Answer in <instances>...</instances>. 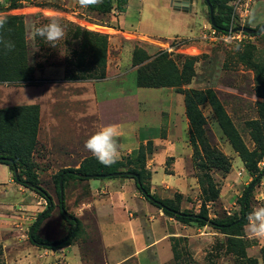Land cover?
Returning <instances> with one entry per match:
<instances>
[{"label": "rangeland", "instance_id": "1", "mask_svg": "<svg viewBox=\"0 0 264 264\" xmlns=\"http://www.w3.org/2000/svg\"><path fill=\"white\" fill-rule=\"evenodd\" d=\"M142 1L147 9H144L141 14L140 22L137 24L135 22L138 13L137 10L135 12L134 8L130 9V20L135 25L137 34L158 37L151 44L144 43L141 39L135 38L133 34L121 35L108 30V28L117 29L113 18L116 13H119L116 10L106 15H100L88 8L80 7L77 0H21L19 8L8 11L5 9L7 0H0V8H2L0 16L23 17L27 58L33 65L35 79L44 81L29 86L0 84V109L27 105L38 106L39 123L36 145L29 159V167L32 174L37 178L38 186L45 189L52 198L53 211L37 229V235L51 243L64 239L71 229L58 211L55 175L61 169H77L84 159L93 156L84 147V144L90 137L89 135L95 133L97 128V122L94 119L87 120L86 117L77 112L81 105L71 98L80 94V88L67 82L70 76H74L76 78L74 80H79L83 78L82 76L87 75V70L100 72L102 69V66L93 60L90 45L85 48L82 38H73L77 26L83 30L103 34L107 37L103 78H105L107 63L112 67L114 61L121 57L120 55H123L122 63L123 66L125 65L126 59L124 57L129 54L130 47L132 50L140 48L149 55L166 54L179 66L184 57H193L195 59L193 64L194 75L190 83L183 85L182 89L213 91L239 131L247 149L254 150L256 147V143L251 137L249 122L258 119L257 104L264 102V99L256 94L259 84L252 64L264 65V30L256 36L244 35L240 41L210 43L201 38V31L204 32L210 25L208 8L204 0H193L191 9L187 12L182 10L171 12L170 9L161 8L160 3L164 0ZM219 1L231 10V19L237 0ZM131 2L135 8L139 5L137 0ZM148 7H154V9L150 10ZM236 13H239V10ZM51 17L59 18L66 34L64 39L56 42L55 48L50 47L43 38L36 37L33 39L31 36L33 25L39 27L47 24ZM263 23L264 0H250L243 26L255 29L258 24ZM200 26L202 27L199 32ZM175 34L190 36H174ZM125 38L132 39L130 46H125ZM247 46L252 47L248 52ZM121 72H125V77L120 81L121 83H108L106 85L108 89L103 92L114 93L118 87L130 91L136 86L134 72H130L128 67L122 68ZM62 76H65V80ZM93 76L98 77L96 73H93ZM92 79L97 80L99 78ZM26 96L29 97L28 103L30 102V104H23L22 98ZM155 106L158 107L155 102H152L151 107ZM161 106L164 105L161 104ZM199 109L206 120L205 129L210 145L221 151L230 164V169L225 174L214 169L210 171L219 194L214 201L205 204L208 217L210 219L239 218L243 192L256 175H251L245 170L244 163L238 153L233 150L222 134L211 106L205 103ZM154 118L152 117V119ZM161 119L157 116L158 121ZM143 125L138 124L142 128V133L152 132ZM189 134L190 128H188L186 140L188 153L184 162L182 160L174 171L176 172L175 181L172 182L171 188L161 187L159 184L162 178H166L163 172L165 174L174 173L171 170L172 158L166 159L163 172L157 170V173L153 174L156 183L155 188H152L151 183V169L154 163H147L148 157L146 158L145 169L150 177L151 194L160 199L172 201L181 210L198 213L202 205L201 180L204 178V172L199 169L198 159L195 157L197 152L198 156L200 155V145L197 144L198 150L195 153L189 142ZM126 157L122 156L118 161ZM182 167L184 168L182 169ZM257 167L259 170H264V156L258 162ZM184 176L187 185L183 186L181 180L185 178ZM176 180H179V186L174 183ZM98 182L100 187L109 184V179H99ZM82 183V181L69 180L63 188L65 211L79 221L80 229L77 236L67 246L57 250L43 249L28 241L23 246L24 248L25 246L30 247V253L25 255L23 261L17 260L13 263L11 260H7L8 264H104L105 251H110V249H104V244L106 245V242L113 243V240L105 239L106 242L101 244L99 233L92 218V211H79V202L89 197L88 189ZM115 190V187H108L109 192H115ZM135 190V196L142 200L139 207L140 212L136 214L139 215L142 212L144 215L148 214L150 222L157 221L158 231L166 229L169 233L157 247L150 248L145 252L143 258L146 259L141 260L143 263L144 260L149 261L151 259L152 261L156 260L158 264H246L245 259L238 258L226 251V235L209 226L198 228L183 225L160 213L159 209L147 202L137 189ZM126 193L130 195L129 188ZM177 195L181 196V199H178ZM36 198L41 201L39 196ZM42 201V205L24 219L26 222L22 226L19 225L21 223L18 224L19 229H22V233L18 234L19 240L27 239L30 226L34 223L37 215L46 208L45 200L42 199ZM128 206L137 207L133 199H128ZM257 207H264V175L258 179L250 194L249 213ZM132 215L135 216V213ZM20 216H22L21 213ZM144 223L145 220L141 227L145 239L149 241L153 238L154 233ZM247 225L248 221L243 227V237L241 238L246 257L256 259L258 264H262L260 248H264V238H257L250 234ZM13 226L15 228V224ZM121 233L115 232V235L122 237L127 235L125 232ZM22 235L23 237H21ZM173 246L178 253L177 259H174L173 256ZM111 250L112 252L107 256L108 261H115L116 258H119L120 251L125 254L129 253V249ZM166 251H169V255L164 256ZM139 262V259L133 257L123 264H139ZM0 264H7L6 259L0 257Z\"/></svg>", "mask_w": 264, "mask_h": 264}, {"label": "trees", "instance_id": "2", "mask_svg": "<svg viewBox=\"0 0 264 264\" xmlns=\"http://www.w3.org/2000/svg\"><path fill=\"white\" fill-rule=\"evenodd\" d=\"M20 1L21 0H7L5 9L9 11L19 8ZM209 2L213 7L214 13L213 27L218 30H226L230 21L231 10L219 0H209ZM126 3L127 0H102V3L87 8L100 15L109 14L113 10L122 13L125 10L124 7ZM204 3L206 4L205 0ZM1 9L2 8H0V10ZM22 18V16H7L8 23L3 29H0V39L11 41L15 45L12 51H7L3 43H0V84L20 86L31 85L36 82L34 69L32 68L33 65L27 58ZM263 24H258L255 29H258ZM74 32L73 38H82L81 40L85 44V48L90 45L91 51L93 52V60L102 66L100 72L87 70V75L82 76L83 78L81 79L103 78L107 53V37L103 34L83 30L79 26L76 27ZM256 35L257 34L248 36ZM250 49H252V47L247 46V52ZM194 61L195 59L193 57H184L182 61H180L179 66L166 54L155 53L149 55L140 48H134L131 57L132 66L135 67V82L137 87L173 88L176 92L184 96L185 116L188 119L190 128L189 142L191 146H193L195 153L198 150L197 144L200 145V155L198 156L197 152L195 157L198 159L199 169L204 172V178L201 180L202 205L198 213L181 210L179 206L172 201L160 199L151 194L149 185L150 177L145 169V162L147 155L152 153L153 148L152 142L148 141L145 145H140L137 149L131 151L129 155H126V158L117 161L111 166H105L94 156H90L84 159L77 169L65 168L57 172L55 175V193L58 200V211L62 218L70 225V232L73 230L75 224H77V229L67 241L62 242L57 247H49L48 245L51 242L40 238L37 235V229L42 221L53 211L54 206L50 194L45 189L38 186L37 178L32 174L29 167V159L36 145V134L39 123L38 106L27 105L0 109V164L9 167L13 175V180L17 184L34 192L46 202V208L36 217V219L40 216H42V218L35 226L31 235L30 230L34 223L30 226L28 240L31 244L43 249L57 250L67 246L79 232L80 227L78 219L68 214L69 217L73 219L68 220L64 214V212H67L65 211V198L64 196L62 200L60 198V180H62L63 189L66 182L69 180L83 182L90 179H133L135 188L140 195L152 206L162 211L163 214L175 219L183 225L196 226L198 228L204 226L211 227L217 232L227 236V252L236 255L238 258L245 259L246 264H258L256 259H249L246 257L244 243L241 238L243 237V227L248 221L246 217L249 214L250 194L257 183V177L263 172V169L259 170L257 164L264 156V102H258L257 104L258 119L249 122L251 137L255 141L256 147L254 150H248L239 131L234 126L231 118L227 115L213 91L182 89L183 85L189 84L192 80L194 75ZM252 68L255 70V76L259 84L256 94L261 99H264V65L255 63L252 64ZM93 73H96L98 77H94ZM74 79H76L74 76L68 78V80ZM205 103L211 106L222 134L228 140L233 150L238 153L244 163L245 170L251 175H256V177L252 178L243 192L239 218L210 219L205 208V204L209 201H214L219 194L216 184L210 175V171L214 169L225 174L230 169L227 158L215 146L210 145L207 139V130L205 129L206 120L199 109V107ZM14 168L18 171L17 179L13 174ZM116 173L125 174L122 176H114L113 174ZM78 174H80V176H78ZM26 183H30L34 188L26 186ZM249 189L250 191L245 201V196ZM177 197L181 199V196L177 195ZM244 201L245 209H243ZM46 210H49V212L45 213ZM172 252L174 259H177L178 253H176L174 246ZM260 253L262 264H264V248H260Z\"/></svg>", "mask_w": 264, "mask_h": 264}, {"label": "crops", "instance_id": "3", "mask_svg": "<svg viewBox=\"0 0 264 264\" xmlns=\"http://www.w3.org/2000/svg\"><path fill=\"white\" fill-rule=\"evenodd\" d=\"M131 1L127 0L124 12L116 13V16H113L117 29L108 28V30L121 35L133 34L135 38L141 39L146 44H151L158 37L137 34L136 27L130 20L131 8H134L135 12L137 10L138 18H135L137 24L140 22V16L144 9H147V6L142 0H137L139 5L135 8ZM160 7L176 12L174 0H164L160 3ZM148 8L150 10L154 9V7ZM201 27L198 29L199 32ZM189 34L191 35V33ZM190 35L175 34L174 36L189 37ZM124 41L125 46H130L132 39L125 38ZM120 56L117 61H114L112 67L107 63L105 78L103 79L86 78L67 81L80 88V94L74 95L71 99L80 103V109L77 111L79 114H82L87 120L94 119L97 122L96 131L107 125L119 127L121 133L118 138L120 158L129 155L131 151L137 149L140 145H145L148 141L152 142L153 149L152 153L149 156L147 155V163H154L151 169V183L152 188H155L156 183L153 174L157 173V170L163 172L166 159L172 158L171 170L174 172L181 161L184 162L188 153L186 140L189 124L185 116L183 95L177 93L173 88H140L137 86H134L130 91L118 87L114 93L103 92L108 89L106 86L108 83L119 84L124 79L125 72H121L122 68L128 67L130 72L135 73V67L132 66L131 62V47L129 54L124 57L126 59L124 66L122 63L123 55ZM62 77L65 80V76ZM37 82L42 83L44 81L36 79L35 83ZM22 101L23 104H30L27 96L23 97ZM152 102H155L158 107H151ZM161 104L164 106H161ZM157 116L162 119L158 121ZM152 117L155 118L152 119ZM72 119L75 118L72 117ZM138 124H144L143 127L152 130V132L142 133V128ZM86 136L88 137V134ZM163 174L166 178H162L159 185L169 189L173 184L172 182L175 181L176 172L170 174L163 172ZM185 180L186 177L181 180L183 186L186 184ZM98 181L99 179L83 181L82 184L88 189L89 197L88 200L80 201L78 209L80 212L84 210L92 211V218L99 233L101 244L106 242L105 239L113 240V243L106 242L107 244H104V249H110L109 252L108 250L105 251L104 264H123L133 257L140 260L139 264H158L154 258L155 261L151 259L149 261L144 260V263L141 260L146 259L143 256L148 249L157 247L169 233L166 229L158 231L157 221L150 222L148 214L144 215L143 212L139 215L136 214L140 212L139 207L142 200L135 196L136 188L133 179H109V184L100 187L97 184ZM174 183H176V186L180 184L179 180ZM109 186L115 187V192H109ZM128 188L131 192L130 195L126 193ZM36 197L38 195L34 192L13 180L12 172L8 166L0 164V257L5 258L7 264L9 260L13 263L17 260L23 261L25 255L30 253V247L25 246L24 248L23 246L28 243V236L27 239L19 240L18 234L22 233L19 225L22 226L26 222L24 219L28 218L32 211L43 203L41 197H39L41 201ZM108 198L109 200H107ZM128 199H133L137 207L131 208L128 206ZM20 213L22 216H20ZM132 213H135V216ZM144 220V224L154 233L153 238L149 241L145 239L141 227ZM115 232H125L127 235L125 237L116 236ZM111 249L119 251L120 249H129V253L125 254L120 251L119 258H116L115 261H108L107 256L112 252ZM166 255H169V251L165 252L164 256ZM77 257L79 259V256Z\"/></svg>", "mask_w": 264, "mask_h": 264}, {"label": "clouds", "instance_id": "4", "mask_svg": "<svg viewBox=\"0 0 264 264\" xmlns=\"http://www.w3.org/2000/svg\"><path fill=\"white\" fill-rule=\"evenodd\" d=\"M77 3L82 8L98 5L102 0H77ZM8 23L6 16H0V29H3ZM64 26L60 23L58 17L49 18L47 24L39 27L33 25L31 36L43 38L50 47L56 46V42L65 38ZM4 48L7 51H12L15 45L11 41H4ZM120 129L116 125H107L101 127L93 133L84 144V147L92 153V155L103 165L111 166L120 159V146L118 138ZM248 225L246 226L250 234L257 238H264V207L253 208L247 215Z\"/></svg>", "mask_w": 264, "mask_h": 264}, {"label": "built area", "instance_id": "5", "mask_svg": "<svg viewBox=\"0 0 264 264\" xmlns=\"http://www.w3.org/2000/svg\"><path fill=\"white\" fill-rule=\"evenodd\" d=\"M250 0H237L234 4V13L231 16L226 30H218L209 25L207 29L201 31V38L210 43H230L240 41L241 37L247 35L243 32H237V27H244L246 15L248 13ZM239 10V13L236 11ZM203 32V33H202Z\"/></svg>", "mask_w": 264, "mask_h": 264}, {"label": "water", "instance_id": "6", "mask_svg": "<svg viewBox=\"0 0 264 264\" xmlns=\"http://www.w3.org/2000/svg\"><path fill=\"white\" fill-rule=\"evenodd\" d=\"M192 1L193 0H174V9L176 11H180L182 10L183 12H187V11H190L191 9V6H192ZM206 2V5H207V8L209 10V21H210V25L211 26H214V13H213V7L212 5L210 4L209 0H205ZM264 30V24L262 26H260L258 29H252V28H249V27H237L235 29V31L237 32H243L245 34H248V35H254V34H258L259 32L263 31ZM13 174H14V177L17 179L18 178V171L17 169L14 168L13 170ZM125 173H116V174H113L114 176H122L124 175ZM264 175V170L263 172L257 177L256 179V182L258 181V179L261 178V176ZM78 176H80V174H78ZM26 186H29L31 188H34L33 185H31L30 183H26ZM252 188V186H251ZM250 188V189H251ZM250 189L248 190L246 196H245V201L247 199V196H248V193L250 191ZM59 191H60V198L62 200V197H63V189H62V180L59 181ZM245 201H244V205H243V209H245ZM49 210H46L45 213H48ZM65 216L68 220H73L71 217H69V215L67 213H65ZM42 216H40L39 218H37L30 230V235L33 233V230L35 228V226L37 225V223L41 220ZM77 229V224L74 225L73 227V230L70 232V234L63 240V241H59V242H56V243H50L48 246L49 247H57L59 246L62 242L64 241H67L72 235L73 233L75 232V230Z\"/></svg>", "mask_w": 264, "mask_h": 264}]
</instances>
